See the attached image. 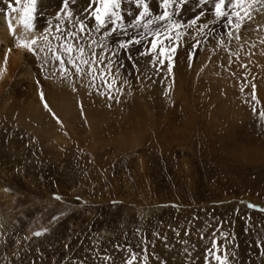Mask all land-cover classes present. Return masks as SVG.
Returning a JSON list of instances; mask_svg holds the SVG:
<instances>
[{"label":"rangeland","instance_id":"obj_1","mask_svg":"<svg viewBox=\"0 0 264 264\" xmlns=\"http://www.w3.org/2000/svg\"><path fill=\"white\" fill-rule=\"evenodd\" d=\"M9 3L24 6L0 13ZM87 3L70 2L74 16ZM201 7L210 22L198 0L175 18ZM61 10L37 0L32 21L54 45ZM237 10L239 30L181 29L171 72L142 44L135 67L113 57L107 84L25 49L0 90V264H206L213 239L230 264H264V0Z\"/></svg>","mask_w":264,"mask_h":264},{"label":"snow or ice","instance_id":"obj_2","mask_svg":"<svg viewBox=\"0 0 264 264\" xmlns=\"http://www.w3.org/2000/svg\"><path fill=\"white\" fill-rule=\"evenodd\" d=\"M70 2L75 4L76 0H62V10L57 18L61 22L63 18H68L70 27L61 29L57 26L58 35L54 37L57 44H52L48 35L32 34L31 39L28 36L18 37L19 42L16 47L24 48L33 54L44 52L47 48L53 53L52 59L59 62L62 74L72 75L66 67L67 61V64L75 69L76 74H86L92 81H95L96 76L99 75L105 84H107L104 79L105 75L111 72L113 64L116 63L113 57L119 60L123 54L135 67V60L130 50L144 44L146 50L140 55H151L153 57L151 63L154 67L157 63L163 66L165 61H168V71L171 72V65L179 46L178 42L184 34L180 31L181 29L196 27L197 32L201 33L203 29L209 27V23L215 24L220 20H226V26L231 27L235 24V28L239 30L242 24L236 21H242L244 16L248 15L247 9H244V16L241 15V11L237 10L243 8L246 0H198V7L210 3L212 5L213 19L203 24L198 22L208 13L202 7L188 24L175 18L179 16L181 7L187 4L188 0H161L162 11L159 14H153L147 0H88L83 11L75 16L70 8ZM14 3L20 5L22 0H14ZM23 4V7H13L12 3H9L8 7L14 13H23L19 22L26 31L33 33L32 21L36 12L37 0H23ZM124 5L134 6L137 11L134 14L131 7H124ZM126 17L130 19L126 20ZM89 21H92L91 25ZM10 29L15 35L16 28L10 24ZM226 35L231 37L232 32L229 31ZM236 39L239 40V36ZM41 40L44 42L43 46L38 45V41ZM261 42L264 43V41ZM252 46L255 47V45ZM97 49H99V54ZM106 60L107 63H105ZM120 66H123L122 61ZM115 83L113 79L112 84ZM111 86V84L108 85L109 88ZM40 95L43 100V92ZM44 107L49 112L52 111L47 102ZM260 115L264 116V112ZM249 207L256 206L249 205ZM35 235L40 236L42 233L36 232ZM230 255L231 253L220 242L213 239L211 247L207 250L206 264H212V261H215V264H230ZM135 259L136 257L132 256L127 264H134Z\"/></svg>","mask_w":264,"mask_h":264},{"label":"bare ground","instance_id":"obj_3","mask_svg":"<svg viewBox=\"0 0 264 264\" xmlns=\"http://www.w3.org/2000/svg\"><path fill=\"white\" fill-rule=\"evenodd\" d=\"M22 14L23 13L14 12L8 14L0 13V22L3 25V32H0V37L3 38L6 43L5 48L0 51V90L4 82L12 75L13 70H15L17 65L22 61L25 52L24 48H17L16 46L11 45L12 43H9L11 39L15 38V40H18V37L21 36H28V38L31 39L32 34L37 35V31L34 28L33 33H29L19 22ZM10 24L12 27L16 28L15 35L10 29ZM9 49L11 51H9Z\"/></svg>","mask_w":264,"mask_h":264}]
</instances>
